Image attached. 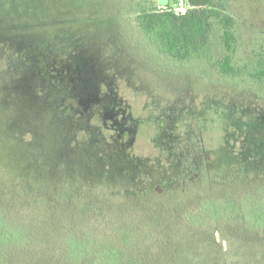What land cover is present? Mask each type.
I'll return each instance as SVG.
<instances>
[{"label":"rangeland","instance_id":"obj_1","mask_svg":"<svg viewBox=\"0 0 264 264\" xmlns=\"http://www.w3.org/2000/svg\"><path fill=\"white\" fill-rule=\"evenodd\" d=\"M77 1L0 0V185L120 197V184L188 185L197 171L226 166L264 177V80L252 77L264 56V0H224L236 20L232 77L215 65L226 52L216 22L208 43L179 61L144 40L134 21L136 8L160 0ZM242 189L219 192L234 204ZM232 220L218 224L233 241L252 242L223 264H264V230ZM31 249L29 264H44L43 246ZM19 253L1 244L9 260L0 264Z\"/></svg>","mask_w":264,"mask_h":264},{"label":"trees","instance_id":"obj_2","mask_svg":"<svg viewBox=\"0 0 264 264\" xmlns=\"http://www.w3.org/2000/svg\"><path fill=\"white\" fill-rule=\"evenodd\" d=\"M59 1L69 6L79 3ZM159 2L157 8L134 10L144 40L164 57L181 61L208 43L216 22L226 52L215 65L224 76H235L230 52L236 20L224 10V0H187L189 8L178 14L168 1ZM252 77L264 80V56L258 59ZM155 144L166 154L162 140ZM147 157L142 168L148 164ZM155 161L163 164L160 159ZM249 170L253 173L232 166L216 172L197 171L195 178L188 179L195 182L188 185L177 182L154 188L141 184L125 189L120 184L123 190L115 192L120 197L92 190L81 196L46 194L17 183L0 185V243L20 251L10 264H29V254L35 250L27 247L40 245L44 264H82L86 260L89 264H223L231 261L230 256L226 258L228 253H247L252 241H233L231 232L218 223L237 217L257 231L264 230V177ZM235 184L243 189L232 204L219 190ZM201 231L209 235L202 237ZM257 234L252 245L261 238ZM222 241L226 244L223 251ZM208 242L212 249L207 248ZM217 246L219 249L214 248ZM8 260L0 257V262Z\"/></svg>","mask_w":264,"mask_h":264},{"label":"built area","instance_id":"obj_3","mask_svg":"<svg viewBox=\"0 0 264 264\" xmlns=\"http://www.w3.org/2000/svg\"><path fill=\"white\" fill-rule=\"evenodd\" d=\"M188 8H189V5H188ZM188 8H187V9H188ZM174 12L177 13V14H178V13H184V12H185V9H183V10L180 11V12H179V11H174Z\"/></svg>","mask_w":264,"mask_h":264}]
</instances>
